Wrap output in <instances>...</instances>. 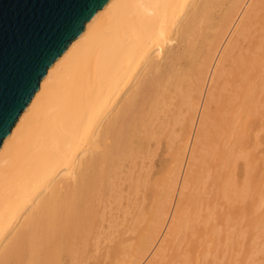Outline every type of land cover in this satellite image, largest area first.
Returning <instances> with one entry per match:
<instances>
[{"label":"bare ground","instance_id":"obj_1","mask_svg":"<svg viewBox=\"0 0 264 264\" xmlns=\"http://www.w3.org/2000/svg\"><path fill=\"white\" fill-rule=\"evenodd\" d=\"M263 133L264 0H109L1 142L0 264H264Z\"/></svg>","mask_w":264,"mask_h":264},{"label":"water","instance_id":"obj_2","mask_svg":"<svg viewBox=\"0 0 264 264\" xmlns=\"http://www.w3.org/2000/svg\"><path fill=\"white\" fill-rule=\"evenodd\" d=\"M109 0H0V145L47 69Z\"/></svg>","mask_w":264,"mask_h":264},{"label":"rangeland","instance_id":"obj_3","mask_svg":"<svg viewBox=\"0 0 264 264\" xmlns=\"http://www.w3.org/2000/svg\"><path fill=\"white\" fill-rule=\"evenodd\" d=\"M254 140L253 137L250 138V145L255 146V149L257 151V155L259 156H263L264 157V133L261 136V142L258 143V145L254 144ZM262 162V161H260ZM260 168H262V166H260ZM242 177V176H241Z\"/></svg>","mask_w":264,"mask_h":264}]
</instances>
